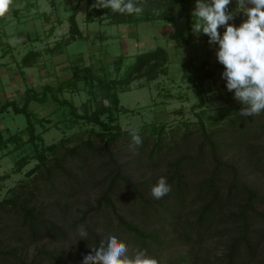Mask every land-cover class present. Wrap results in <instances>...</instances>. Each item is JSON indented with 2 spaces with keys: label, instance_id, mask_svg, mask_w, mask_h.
<instances>
[{
  "label": "trees",
  "instance_id": "16d2710c",
  "mask_svg": "<svg viewBox=\"0 0 264 264\" xmlns=\"http://www.w3.org/2000/svg\"><path fill=\"white\" fill-rule=\"evenodd\" d=\"M88 1L91 8L86 13L87 21L106 17L115 23L190 18L193 16L191 10L195 8L196 4V0H139L138 6L143 7L142 13L122 14L113 12L110 8L93 7L96 0ZM78 9L79 5L77 4L69 16L70 29L65 40L76 39L83 35L76 18ZM228 11L234 14V19L229 23L236 27L247 19L243 12L237 11L234 1L228 5ZM225 30L224 27H220L218 32L222 36ZM198 35L209 42V37L206 34L200 32ZM189 37H193L191 30H189L187 38ZM38 55L39 52L30 51L23 60L28 62ZM168 59V51L163 46L143 51L135 56L133 64L129 66V71L123 75L120 74L124 63L123 55L114 59L116 73H110L111 75H107L101 65L76 62L71 65L68 77L58 80L56 84L47 83L41 90L33 87L27 88L22 101L19 103L14 100L7 101L0 108V110H4L5 107L11 105L16 113H24L27 124L23 130L28 133L27 139L23 137L16 139L14 137L17 135L12 134L2 142L7 144L8 141L16 139L18 143L16 147H23L28 142L34 145V153L21 155L15 161L14 170H21L31 159L36 158L39 162L27 173L31 174L38 168L46 166L44 178L50 186L49 188L45 186V188L51 190L47 203V215L42 210L44 204L40 206L36 202H31L32 199L19 200L15 195L1 199L0 220L3 221V226L0 229L8 230L9 226L13 229H20L27 234V245L37 243L43 238L67 241L65 246L38 248L29 259L24 255L21 245L10 244V240L14 236L10 239L0 238V264H60L62 261L71 264L76 259L82 264L84 255L92 253V248L98 247L101 241H104L105 244L107 242V240H103L104 232L98 230L99 225L102 229L105 228L109 231L117 227L121 231L120 233L133 241L137 248L146 249L147 253L154 252V254L157 251L160 252L163 245L168 246V244L182 241L197 243L202 241L206 235L215 236L227 232L229 239L225 242L227 249L224 253L219 256L211 255L209 248H206L208 250L204 256L189 255L190 261L196 262L200 259L204 264H250L252 260H255L257 264H264V190L249 183L247 179H243V165L236 157L238 152L237 154L233 152L234 149L241 150L240 148L243 146L250 148L255 167L264 170V142H256L264 134V111L258 116L244 117L240 115V106H236L226 112L235 114L224 121L226 126L209 130L204 116L207 114L205 107L206 81L217 73L218 65H209L210 61L207 58L199 62L189 58L183 63V78L189 81L191 86H195L198 91V101L192 105V108L198 109L195 112L198 118L196 124H199L202 138L198 141L197 137L194 138L193 143L190 142V135L197 136L196 130L194 131L196 128L190 126L193 121L183 119L180 122L182 125L180 129L185 127V130L183 129L184 131L181 132L180 139L170 146L171 149H176L179 154L169 161L166 173L161 174L167 178L171 185V192L168 195L159 200L152 199L149 192L157 179L150 177L142 181H133L126 173L128 161L118 162L113 155L112 144L122 134L129 133L128 130H123L119 122L120 115L127 109L121 102L120 92L126 91L137 78L147 76L152 79L160 72L166 73ZM220 66L224 67L222 64ZM81 84L84 86L81 87ZM82 88H87L90 96L84 102L85 111L80 112L74 99L67 96L65 92H74ZM227 94L231 97H228V100L232 101L234 90L227 91ZM33 101L39 104L53 101L59 106L68 107V114L62 119L67 118L70 122L75 123H80V120L84 119L92 123L93 127L88 128L87 131L88 137L82 140V144L79 145L68 146L64 140L60 143L44 144L41 134L37 132V124L45 127L46 123H52L54 120L47 115H38L36 111L32 110L30 103ZM223 117L224 114H220L214 117L211 122L219 123ZM155 123L158 122H152L149 125ZM159 124L163 125V123ZM95 126H99L104 131L105 142L99 147L95 145L94 139L90 136L95 134ZM156 128L163 129L160 126H156ZM158 133V140L153 151L162 148V132ZM58 148L62 149L60 156H54V163L49 165V153L58 151ZM98 148L109 154V161L104 162L106 166H109L105 168L107 171L105 174L103 173L104 177L99 179L103 181V179L110 178L108 186L101 189L96 203L89 204L80 218L72 222L57 220L60 217L65 219V215L68 213V206L63 208L61 204L64 199L69 200L75 197L85 184L95 181V179H87L86 175L80 174L74 168V165V167L70 165L77 157L83 158V151L93 154ZM178 148L185 150L181 152ZM153 151L149 153L151 156L154 154ZM228 153H232L231 157L233 158H225ZM158 156L164 158V154L161 152ZM101 166L99 164L96 167L99 169ZM249 166H251V162ZM96 167L88 170V174H95ZM200 171L203 173L199 174ZM191 173H197L198 178H191L189 176ZM65 176L68 178H63ZM69 178L72 182L69 181ZM121 182L132 187L133 199L140 204L141 213L149 218L158 219L163 224H167L168 221L172 225V233L164 234L159 230H149L127 219L125 213L122 212L123 208L118 206L114 196ZM58 187L60 190H57ZM168 197L172 200L168 201ZM198 201H202V203H198ZM194 203H198V205L185 210L186 207ZM57 208L63 210V216L56 215ZM89 210L97 211L95 212L97 217H93V220L87 217ZM97 214L101 215L100 218ZM113 218H115V222ZM229 223L233 224L228 226ZM80 225H84L88 232L85 239H81L77 234L76 230ZM126 245L128 246V244Z\"/></svg>",
  "mask_w": 264,
  "mask_h": 264
},
{
  "label": "rangeland",
  "instance_id": "374dc122",
  "mask_svg": "<svg viewBox=\"0 0 264 264\" xmlns=\"http://www.w3.org/2000/svg\"><path fill=\"white\" fill-rule=\"evenodd\" d=\"M47 1V0H46ZM84 6L86 8L88 7V4L86 0H83ZM25 12L20 13L21 22L16 19V22L12 25L15 27V29H22L26 27V30L28 32L29 28V22L25 20L24 17L29 14V9H24ZM73 6H72V0H62V6L59 11L60 16H67L72 12ZM195 8L191 10V14H193ZM82 15L78 16L79 19ZM36 18V15H35ZM196 17H192L188 20L189 25L191 26V30L193 33H196L194 31V23L196 21ZM25 20V21H23ZM39 20V19H38ZM183 20H187L186 18H183ZM192 20V21H191ZM177 22V21H175ZM100 21L95 22H89V23H83L82 28L84 31L88 32L89 30L92 31L90 38L91 41H94L95 43H91L89 40L86 39H75V40H56L53 41L55 43L62 44V47L64 48V56L65 58L69 59V62L72 63L73 60L76 58L80 59L83 63H93L96 66H103L104 72L108 75L110 73L115 74L116 70L114 68V59H116V56L118 54H128L126 48H125V42H128L127 38L123 37L121 32L118 30H121L117 27V25L109 24V23H103L101 27L98 28ZM140 23H146V22H140ZM139 23V24H140ZM189 25L187 30L189 29ZM5 24H2L0 26V36L3 35L2 31L4 32ZM146 26V25H143ZM38 32L41 31L40 24L37 23ZM7 31H9L8 27H6ZM97 29H100L99 33L104 34V36H101L100 34L97 35L96 33ZM114 29V30H113ZM130 28L128 26L122 27V32H127ZM59 30V29H58ZM96 30V31H95ZM17 32V30H14ZM95 31V32H93ZM112 31L115 33L113 34ZM13 32V31H12ZM145 33V36L147 39H152L153 44H145L140 45L138 42L135 43L133 40L129 44V52L135 51H141L144 49H152L158 45L166 46L162 41L166 40L164 39L162 35V29L154 25L152 28H144L143 32H141L140 28V36L141 39H143V34ZM43 34V32H42ZM109 34H113L114 37H112ZM154 34V36H152ZM29 35V34H28ZM26 35L27 40L26 42L20 41V38L17 34H14L10 38V42L13 45V47H17L18 50L24 51V49L29 46L31 48V43L33 42L30 40L29 37ZM4 37V38H3ZM3 39L8 40L6 35H3ZM47 37V36H46ZM45 38V37H44ZM61 38V36H60ZM134 39V38H133ZM154 39V40H153ZM200 39V38H199ZM202 39V38H201ZM2 40V39H1ZM185 40V39H184ZM183 40V41H184ZM142 41V40H141ZM144 41V40H143ZM189 41V40H188ZM193 42V41H191ZM207 42V41H206ZM36 48L45 50L43 47L45 46L44 42H38ZM182 43V42H180ZM209 42H207L208 44ZM49 45H51L49 43ZM210 44H208L209 47ZM137 47V49H136ZM211 47V45H210ZM199 48L198 51L200 54H204L205 48L207 46ZM214 48H219L218 46H215ZM169 52L170 51V48ZM178 53L183 58L187 55L191 54L190 47L186 44L181 45V47L178 44ZM197 51V53H198ZM217 51V49H212L211 52ZM133 52V53H135ZM142 52V51H141ZM193 53V51H192ZM206 53V51H205ZM214 56H216V53H213ZM23 56V55H21ZM73 56V57H72ZM211 57L212 54H210ZM46 57V55H44ZM49 58V56H47ZM134 57H128L125 59L122 70L120 72L121 75L127 73L129 71L130 64H133ZM199 58V57H197ZM215 58V57H214ZM213 58V59H214ZM217 59V58H216ZM79 60V61H80ZM60 57L56 56L51 61L54 66L56 67L55 70L57 72L60 67L64 66V64L61 65L59 63ZM77 61V62H79ZM80 62V63H81ZM68 65V64H67ZM66 65V66H67ZM177 66V68H176ZM176 66L173 62L170 64V72L169 76H160L156 80H153L151 82H148L145 78H138L135 79L131 85L126 89L124 92H120L121 102L123 106H125L126 112H123L120 115L119 122L123 128V130L128 129H138L139 135L142 138V145L137 146V150L135 152L131 151L129 148V145L132 144L131 134L124 133L112 144L111 150L113 152V155L115 158H117L118 162L121 161H128L126 169V173L129 174V176L132 178L133 181H142L145 179H148L150 177H155L158 179L161 174H165L167 169L169 168V161L173 160L175 156H177L179 153L176 149H171V144L173 145L175 142H177L181 137V132L185 130V127L180 129L182 126L180 122L183 119L191 120L195 123H191L190 126L196 130L197 136L195 134L190 135V142L194 141V138L196 139L198 137V141L202 138V132L199 129V124L197 123V116L195 114L196 110L193 109L192 105L198 101V91L197 88L191 86L188 84V82L183 78L182 71L180 70L179 63H176ZM179 66V67H178ZM70 69V67H69ZM38 70V69H37ZM62 71V69H61ZM224 71L218 72L213 76L212 78H209L206 81V93H205V99H206V110L207 114L204 115L207 121V126L209 130L222 128L225 125L224 121L227 120L231 116H235L226 113L228 110H232L236 106H240L242 109L245 107L242 102L238 101L237 99L233 98L232 101L228 100L229 95L227 94V88H226V80L222 78L221 73ZM50 72V71H49ZM101 72V71H100ZM38 73V71H36ZM57 74V73H55ZM54 73L49 75V78L51 76V79H53ZM60 74V73H59ZM70 74V72H69ZM111 75V74H110ZM43 80H50V79H41L40 82ZM84 85L81 84V87ZM65 94L72 99H74V102L76 106L79 108L80 112L85 111V100L90 96L87 88L80 89L77 91H66ZM231 98V97H229ZM107 100V99H106ZM232 102V103H230ZM38 115H47L50 116L54 121L52 123H46L45 127H41L39 124H37V132H39L43 138L42 142L44 144H54V143H60L62 140L68 145H79L82 144V140H84L86 137H88L89 133L88 128L93 127L92 123H89L87 121L80 120L79 122H70L67 118H64L68 114V107L66 106H59L56 102L49 101L47 104H39L37 103L36 107ZM220 114H224V117L221 122L219 123H212L211 120H213L214 117L219 116ZM62 120L61 122L58 120ZM1 127L0 129L5 128L6 126L10 127L11 132H15L18 129H22L27 124V118L24 113H14L10 112L8 114H4L0 118ZM58 121V122H57ZM152 122H158L153 125H149ZM163 123V125L159 124ZM165 124V125H164ZM156 126H160L163 129H158ZM96 132L95 134L90 135L94 139L95 145L99 147L100 144H104V131L99 127L95 126ZM184 129V130H183ZM163 130V131H162ZM158 132H162V143H161V150L157 149L156 151H153V149L156 147V142L158 140ZM5 135H9L8 133H4ZM106 135V134H105ZM72 137V139H70ZM70 139V140H69ZM257 143L264 142V134L260 137V139L256 140ZM18 143L12 142L11 146L14 147V145H17ZM58 151L50 152L49 153V160L48 164L52 165L54 163V156H60V148H58ZM171 149V150H170ZM241 150L234 149L233 152L237 154L240 163L243 165L244 172L242 174L243 179H247L249 183L255 184L257 187H259L261 190H264V170H259L255 167V164L252 160V154L250 153V148H246V146H243L240 148ZM181 152L185 149H179ZM83 151V150H81ZM153 151L154 154L151 156L149 153ZM232 150L230 149V152ZM2 152V151H1ZM83 158L77 157L73 160L71 167H74L79 171L80 174L86 175L87 179H95L93 182H89L85 184L82 189H79L77 195L75 197H72L71 199H64V202H62V207L67 208V214L65 215V219L60 217L57 220H66L68 222H72L75 219H78L82 216L83 211L87 209L89 204L94 205L96 203V198L100 195L101 189L106 188L109 183L110 178L103 179V181H100L101 177H104L103 173L107 171L109 165H105L104 162L109 161V154L105 150H100L99 148L95 150L93 154L87 153L85 151ZM89 152V151H88ZM164 154V158H161L158 156L159 153ZM4 153V152H3ZM27 153H34V145L31 142H28L23 147H14L12 150L8 152L7 155H5L0 160V200L7 196H17L19 200L24 199H32L31 202L42 205L44 204V208L42 206V210L47 215V203L49 202V192H51L50 189L45 188L47 186L49 188V183L45 180L44 174L46 173V166H42L38 168L35 172L29 174L27 171L32 168L37 162H39L36 158H33L28 162L26 165L22 167L21 170L16 171L15 168V161L24 154ZM87 153V154H86ZM233 154L228 153L225 158H233L231 157ZM236 159V158H234ZM251 162V166H249V163ZM245 165H244V164ZM102 165L99 169H97L98 165ZM74 165V166H73ZM97 166V167H96ZM97 169L95 171V174H88V170H91L92 168ZM203 172H199V174H202ZM197 173H191L189 176L191 178L197 179L198 176ZM63 178H68V176H65ZM73 180V179H72ZM69 181L71 179L69 178ZM72 182V181H71ZM48 183V184H47ZM57 190H60V187L57 188ZM226 190V189H225ZM151 194V192H149ZM115 200L119 207L123 208L122 212L125 213L127 219L134 223H138L142 226H144L146 229L149 230H159L160 232L166 234V233H172V225L170 223L163 224L158 219L149 218L145 216L143 213H141L140 210V204L137 202V200H134V192L130 185H127L123 182H121V185L119 186V189L117 192L114 193ZM148 198V196L146 195ZM152 199H155L150 196ZM168 201H171L172 199L170 197L167 198ZM69 201V203H68ZM198 203H202V201H198ZM198 203H194L191 206H188L185 208L187 210L189 207L194 208L198 205ZM64 204V205H63ZM68 204V205H67ZM46 205V206H45ZM52 212V211H50ZM57 214L58 216H63L62 212L63 210H59L57 208ZM95 212L93 210H89L87 213V217L89 219H92L93 217H97ZM55 215V216H56ZM98 215V214H97ZM101 215H98V218H100ZM114 222H115V218ZM93 220V219H92ZM3 221L0 220V227L3 226ZM227 224V223H226ZM224 224V225H226ZM233 223H229L228 226L232 225ZM114 226V225H113ZM116 226V224H115ZM100 232H104L103 240H107V238L110 235H116L117 239L121 242H124L125 244H128L129 251L127 255L131 258L133 257V249L137 248V246L131 241L128 237H125L121 231L117 229V227L112 229L111 231L106 230L105 228L102 229V227L99 225ZM23 231H20V229H13L11 226L8 227V230L0 229V238H11L10 244L13 243L14 245L18 244L21 245L23 248V253L26 257L30 259L32 254L36 252L38 248H52L53 246H65L67 245V241L65 240H53L48 238H43L37 243H32L27 245V234H25ZM128 238V239H127ZM229 239V233H221L220 235L210 236L206 235L202 241H199L197 243L195 242H177L172 243L171 245L168 244V246L163 245L160 249V252H148L147 255L151 258H154L158 261V264H204L200 259H198L196 262L190 261L191 254H200L201 256H204L207 253L206 248H209V252L211 255H221L224 253L227 249L225 242ZM157 258H156V257ZM60 264H67L66 262L62 261ZM70 264V263H69ZM71 264H80L79 261L76 259ZM250 264H257L255 260H252Z\"/></svg>",
  "mask_w": 264,
  "mask_h": 264
},
{
  "label": "crops",
  "instance_id": "0c3cea01",
  "mask_svg": "<svg viewBox=\"0 0 264 264\" xmlns=\"http://www.w3.org/2000/svg\"><path fill=\"white\" fill-rule=\"evenodd\" d=\"M86 2L88 4L87 8H86V6H84L83 0H72L73 10L77 4L79 5V9H78L76 18H77V21L80 25L81 30L83 31V35L77 37L76 39H79V38L86 39V40H89L91 43H95L94 41H91V38H90V35L92 33L91 30H93V29L89 30L88 32L84 31V29L82 28V24L84 22L89 23V22H95V21L101 20V24L99 23L98 28L101 27V25L104 22L109 23V24H113V25H117V27L119 26L118 28L121 29L118 31L121 32L123 37L128 39L127 40L128 42H125V48H126L129 55L118 54L116 56V57H118L120 55H123L124 61H125V59H127L130 56L134 57L133 58V60H134L135 56L137 54L141 53V51L143 52V51H147V50H152L158 46H163V45H158L152 49H144V50H141L138 52H135V51L129 52V50H128L130 48L129 43L132 42L133 40L137 44L139 42L140 45H145L148 43L153 44L152 39H147L145 36V33H141V34H143V39H141L140 28H141V32H143L144 28H150V27L152 28L154 25H156L157 27L162 29V35L166 36V37H163L164 39L166 38V40H163L162 42L166 45L163 47H165L166 50L168 51V57H169L168 63H167L168 69H167L166 73L160 72L156 77H154L152 79L147 78V76L140 77V78H145L148 82L156 80L160 76H169L171 62H173L175 64V66H176V63H179V66H181L180 70L182 71L183 63L186 60H188L189 58L194 59L195 62L196 61L199 62L202 59L207 58L210 61L209 65H211V66H212V64L218 65V72H220V71H222V69H224V67L220 66L221 64L216 59V56L213 55V53H216V51L211 52L212 49L218 50V48H214L215 46L219 47L218 44H213V45H211V47L209 45V47H208L209 43L207 44V42L204 39H201L197 32L196 33L192 32L193 37L187 38V36L189 34V30H191V26H192V25H189L190 20H188V19L192 18L193 16H190V18H186L187 20H183V18H181L178 20H171V21L142 20V21H137V22L115 23V22H112L110 20V18H106V17L102 18V19L96 18L94 20L87 21L86 20V13L91 8V4L89 3L88 0H86ZM61 6H62V0H47V1L46 0H13V3L10 6L8 13L4 17H0V26L2 24H5V26H3V27H5V29H4V32L2 31V34L6 35L8 38V40H5V39H3L4 38L3 35L0 36V108L7 101L14 100V101H17L18 103L20 101H22L23 97L26 94L27 88L33 87L37 90H41L43 88V86L47 83L56 84V82L58 80H62L64 78L68 77L70 75L69 72H71V65L80 60V59L76 58L75 60L72 61V63H70L69 59L65 58V56H64V48L62 47V44L55 43L52 45V43H54L53 41H56L59 39L62 41L65 40V38L69 32V29H70L69 16L72 14L73 10L68 15V17L67 16L62 17L59 14ZM24 9H29L28 10L29 14L26 15V17H24V18L26 21L29 22L28 28H29L30 32H28L26 30V27H24L22 29H15V27L12 25L13 23L16 22V19H18V21L21 22V18H19V17H20V13L25 12ZM35 15H36V18H35ZM80 15H82V16L79 19L78 16H80ZM25 20H23V21H25ZM175 21H177V22H175ZM140 22H146V23H140ZM37 23L40 24L41 31L43 32V34H42V32L41 33L38 32ZM143 25H146V26H143ZM188 25H189V29L187 30ZM124 26H128V28H130V29L127 32H122V27H124ZM6 27H8L9 31L12 30L13 32L12 31L6 32L7 31ZM14 30H17V32ZM95 31H93V32H95ZM99 31H100V29H97V31H96V33H98L97 35L100 34L101 36H104V34L99 33ZM112 33L114 34L115 32L112 31ZM14 34H17L18 37L20 38V41H22L24 43L26 42V40L28 38V37H26V35H28V34H29L28 36L31 35V37H29L30 40L33 41L31 43V48L29 46H27L24 49V51H22V50H18L17 47H13V45L10 42V38ZM113 34H109V35L114 37ZM60 36H61V38H60ZM152 36H154V34H152ZM71 40H75V39H71ZM71 40H68V41H71ZM191 41H193V42H191ZM38 42H41V43L44 42L45 43V46L43 47L45 50L36 48L37 44H39ZM180 42H182V43H180ZM49 43L51 45H49ZM178 44L180 47L183 44L188 45L190 47L191 54L182 58L178 53V50H179ZM204 46L205 47L207 46V48L203 49L204 54H200L198 51L199 48H197V47L203 48ZM168 48H170L171 52H169ZM136 49H137V47H136ZM30 51H37V52H39V55L37 57H33L28 62L24 61L23 60L24 56ZM192 51H193V53H192ZM197 51H198V53H197ZM205 51H206V53H205ZM133 52H135V53H133ZM210 54H212V56H214L215 58L211 57ZM21 55H23V56H21ZM44 55H46V57H44ZM55 55L60 57L59 63H61V65L65 63L64 66L59 68L58 71H60V72H57L55 70L56 67L51 62L53 60V58L55 57ZM47 56H49V58ZM197 57H199V58H197ZM79 62H81V60ZM81 63H83V62H81ZM84 64H89V63L85 62ZM69 67H70V69H69ZM176 68H177V66H176ZM61 69H62V71H61ZM36 71H38V73H36ZM52 73H54V74L57 73L53 77L54 80L51 79V76L49 78V75H51ZM182 73H183V71H182ZM44 78H46V79L48 78L50 80H43L42 82H40L41 79H44ZM187 82L189 85H192L189 81H187ZM193 87H195V86H193ZM37 103L38 102H35V101L31 102L30 108L34 111H37V109H36ZM10 112L16 113L13 110L11 105L8 107H5L4 110H0V118L4 114H8ZM25 126L22 129H18L15 132H11L9 126H6L5 128L3 127V129H0V160L5 155H7L10 150H12L14 147H16V145H14V147H12L11 144H12V142L17 143V140H16L17 137H23L24 139L28 138V133L23 130L25 128ZM0 127H1V123H0ZM8 132H9V135L4 134V133H8ZM12 134L17 135L16 137H14L16 139H12V140L8 141L7 144H4L2 141L6 137H8Z\"/></svg>",
  "mask_w": 264,
  "mask_h": 264
},
{
  "label": "clouds",
  "instance_id": "9594fccd",
  "mask_svg": "<svg viewBox=\"0 0 264 264\" xmlns=\"http://www.w3.org/2000/svg\"><path fill=\"white\" fill-rule=\"evenodd\" d=\"M13 0H0V17H4ZM231 0H196L193 16L194 31L209 37V44H218L216 58L224 66L221 73L228 91L234 90V98L245 107L240 110L244 117L258 116L264 111V0H237V11L247 17L238 27L230 24L234 14L228 11ZM139 0H96L93 7L110 8L113 12L140 14ZM251 5V7H247ZM220 27L226 30L221 36ZM131 134V151L143 141L138 129H128ZM153 198L159 200L171 192L167 178L160 176L150 189ZM81 239L88 236L84 225L77 228ZM128 246L110 235L105 244L101 241L92 253L84 255L82 264H158L147 255L146 249H133V257L127 255Z\"/></svg>",
  "mask_w": 264,
  "mask_h": 264
},
{
  "label": "built area",
  "instance_id": "2783aa9c",
  "mask_svg": "<svg viewBox=\"0 0 264 264\" xmlns=\"http://www.w3.org/2000/svg\"><path fill=\"white\" fill-rule=\"evenodd\" d=\"M231 1H234L235 4H236V9H237V0H231ZM247 7H251V5H247ZM239 12V11H238Z\"/></svg>",
  "mask_w": 264,
  "mask_h": 264
}]
</instances>
